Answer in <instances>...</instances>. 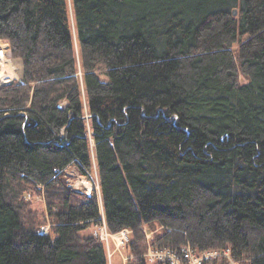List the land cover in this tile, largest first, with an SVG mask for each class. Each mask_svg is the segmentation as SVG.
Instances as JSON below:
<instances>
[{"label": "trees", "instance_id": "trees-1", "mask_svg": "<svg viewBox=\"0 0 264 264\" xmlns=\"http://www.w3.org/2000/svg\"><path fill=\"white\" fill-rule=\"evenodd\" d=\"M0 41V264H264V0H0ZM101 213L126 259L84 234Z\"/></svg>", "mask_w": 264, "mask_h": 264}, {"label": "built area", "instance_id": "built-area-1", "mask_svg": "<svg viewBox=\"0 0 264 264\" xmlns=\"http://www.w3.org/2000/svg\"><path fill=\"white\" fill-rule=\"evenodd\" d=\"M7 56H8L7 46L5 44L0 43V61L6 59ZM94 177L98 181V177L97 176ZM94 177L89 176L85 178H80L82 180H86L87 182L77 183L76 186H74L70 182V180H68V186L74 189L75 191L80 192L81 194L88 197H91L93 193H95L97 197L100 199L99 181H98V188L96 187L95 189L90 183ZM89 188H91V191H89ZM50 228L51 225L49 224L47 226L41 227L39 234L42 236H48L50 233ZM130 235L131 232L128 230L122 231L117 235H112L107 229L103 215L101 216V224L97 226L93 231V236L106 244L109 251V256H111L110 244H113L116 250H120L126 244L129 243ZM149 238L150 236H148V239ZM145 258L151 264H155V263L206 264L217 260H223L225 261L226 264H239L232 258L231 251L229 249L219 250V251H209V252H204L202 254H197L196 251L193 250L189 245L186 246L185 248H182L179 252H173L170 250H152L150 248L147 254L145 255Z\"/></svg>", "mask_w": 264, "mask_h": 264}, {"label": "rangeland", "instance_id": "rangeland-1", "mask_svg": "<svg viewBox=\"0 0 264 264\" xmlns=\"http://www.w3.org/2000/svg\"><path fill=\"white\" fill-rule=\"evenodd\" d=\"M1 44H7L8 42L6 41H0ZM11 53H8L7 59L5 60H1L0 61V73H3L5 76L10 77V80L7 84L0 86V89L4 86L10 85L12 83H20L22 81V76H23V68H22V63L20 60L14 59L12 58V55H10ZM68 176L70 177V182L76 186L77 183H81V182H87L86 180H82L79 177H82L79 175L78 171L76 168L74 167H70L68 168ZM94 176H98L96 171L94 173ZM93 186V188L95 189L96 187L98 188V181L96 180V178L94 177L91 182H90ZM81 187V186H80ZM82 190V189H81ZM89 191H91V188H89ZM37 203L33 204V209L38 211V212H45V206L44 203H42V198H38L36 199ZM100 202V199H99ZM92 229L87 231L86 233H84L86 236L91 235ZM151 235V234H149ZM151 238H149V240L152 239V235L150 236ZM151 242V241H150ZM111 251H113V244L110 246ZM149 249V248H148ZM120 254H122V256L124 257V259H126V252L124 251V249H121ZM128 255V254H127ZM113 256V254H112ZM114 261H120L119 257H115ZM121 264V261L120 263Z\"/></svg>", "mask_w": 264, "mask_h": 264}, {"label": "bare ground", "instance_id": "bare-ground-1", "mask_svg": "<svg viewBox=\"0 0 264 264\" xmlns=\"http://www.w3.org/2000/svg\"><path fill=\"white\" fill-rule=\"evenodd\" d=\"M6 59H7V57H6ZM9 80H10V77L5 76L3 73H0V86L7 84L9 82Z\"/></svg>", "mask_w": 264, "mask_h": 264}, {"label": "water", "instance_id": "water-1", "mask_svg": "<svg viewBox=\"0 0 264 264\" xmlns=\"http://www.w3.org/2000/svg\"><path fill=\"white\" fill-rule=\"evenodd\" d=\"M236 15H237V12L235 11V12H234V16H236Z\"/></svg>", "mask_w": 264, "mask_h": 264}]
</instances>
